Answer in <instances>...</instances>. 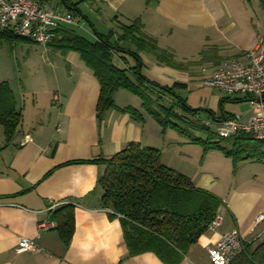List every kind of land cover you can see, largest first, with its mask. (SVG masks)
Returning <instances> with one entry per match:
<instances>
[{
    "label": "crops",
    "instance_id": "crops-1",
    "mask_svg": "<svg viewBox=\"0 0 264 264\" xmlns=\"http://www.w3.org/2000/svg\"><path fill=\"white\" fill-rule=\"evenodd\" d=\"M56 1L63 5L61 0ZM50 2L44 0L49 6ZM67 2H78L84 17L74 15L67 6L63 5L62 10L57 7L71 12L76 21L60 28L71 27L89 40L95 39L92 27L100 33L113 30L114 41L120 24L138 18L145 35L185 63L183 69L171 68L152 54L138 51V61L128 53H123L122 58L113 54L116 67L127 69L139 63L141 73L150 81L168 87L174 83L185 85L176 91L187 104L210 110L216 120L221 112L226 116L239 114L243 122L250 116L252 96H229L202 85L201 80L223 60L243 59L246 52L264 51V0ZM83 4L89 5L90 19L82 11ZM83 19L90 22V31L83 24L79 26ZM15 37L9 31L0 35V53L11 62L19 61L20 54L27 70L26 77L19 80L11 77L9 71L0 70V83L7 84L12 105L21 115L8 139L0 125V264H165L151 252L130 256L120 218L110 216V210L102 204L98 180L105 166L92 161L109 157L129 143L158 148L166 165L188 176L195 187L212 192L223 201L218 209L221 224L208 228L176 264H210L207 248L232 228L246 242L264 240V220L255 224L256 215L264 211V205H260L264 192L243 181L237 185L227 182L221 192L216 191L220 187L216 172L204 169V164L196 161L200 146L173 129L163 131L138 96L120 88L113 94L117 108L106 109L98 116L99 83L77 52L62 50L53 42L42 46ZM118 44L135 51L128 42ZM5 45L11 46L9 53L5 52ZM33 56L36 63L30 67ZM127 75L134 80L129 71ZM244 101L251 103L247 104L249 107L233 105ZM127 106L138 110L142 119L119 110ZM206 153L208 157L223 158L217 150ZM75 160L89 162H72ZM64 206L71 208L73 214V230L67 240L57 227L66 210ZM22 237L32 239L36 249L16 252Z\"/></svg>",
    "mask_w": 264,
    "mask_h": 264
},
{
    "label": "trees",
    "instance_id": "trees-1",
    "mask_svg": "<svg viewBox=\"0 0 264 264\" xmlns=\"http://www.w3.org/2000/svg\"><path fill=\"white\" fill-rule=\"evenodd\" d=\"M38 1L44 3V0ZM62 1L74 15L84 17L77 7L78 2L71 4L67 0ZM142 27L138 18L129 24H120V32L114 41L113 30L100 33L92 28L95 39L89 40L71 27L58 28L49 43L53 42L62 50L77 52L83 63L92 70L99 83L98 116L106 109L117 108L113 94L122 88L141 99L143 108L161 125L163 131L167 128L178 131L192 143L201 146L203 153L217 150L234 159L252 157L264 161V151L260 149L264 142L253 139L250 133L240 132L229 138L218 136L215 124L219 123L216 122L221 116L216 120L210 110L189 106L176 91L185 85L174 83L170 87L161 86L141 73L139 63L127 69H120L112 63L113 54H119L122 58L123 53H128L138 61L137 52L145 51L165 66L185 68V63L176 60L171 52L158 47L153 38L145 35ZM119 41L133 45L135 51L120 47ZM128 71L134 80L127 75ZM12 102L13 96L7 84L0 83V125L7 139L21 120L20 112L15 110ZM119 110L137 120L142 119L139 111L133 107ZM201 113L206 114V119L201 117ZM223 115L226 119L231 118L225 112ZM192 131L200 132L204 138L193 135ZM222 140L227 143H221ZM245 151L248 154L240 156ZM92 162L105 166L98 180L102 189V204L110 210V216L120 218L123 240L130 256L151 252L165 264L178 263L189 247L208 230L223 204L221 198L195 187L188 176L166 165L162 161L161 151L155 147L129 143L117 153ZM64 209L57 227L67 240L73 230V214L68 206H64ZM228 264H264V240L258 243L243 240L242 249Z\"/></svg>",
    "mask_w": 264,
    "mask_h": 264
},
{
    "label": "built area",
    "instance_id": "built-area-1",
    "mask_svg": "<svg viewBox=\"0 0 264 264\" xmlns=\"http://www.w3.org/2000/svg\"><path fill=\"white\" fill-rule=\"evenodd\" d=\"M71 12L60 11L38 0H0V34L6 31L33 43L47 46L55 37L56 30L63 25L75 24ZM202 85L215 88L227 95L247 94L253 97L252 110L245 122L241 117H231L216 125V132L222 138L237 133H250L253 139L264 142V51H249L243 59L223 60L211 73L201 80ZM57 99V95L54 94ZM264 220V211L255 217V224ZM222 222V214L217 213L209 229ZM243 238L236 228L219 236L207 248L210 264H228L242 249ZM36 249L32 239L22 237L16 252Z\"/></svg>",
    "mask_w": 264,
    "mask_h": 264
},
{
    "label": "rangeland",
    "instance_id": "rangeland-1",
    "mask_svg": "<svg viewBox=\"0 0 264 264\" xmlns=\"http://www.w3.org/2000/svg\"><path fill=\"white\" fill-rule=\"evenodd\" d=\"M75 1V0H74ZM50 6L53 8H60V10L64 9L63 5H58L56 0H51L50 2ZM82 11L85 12L87 18H91L90 15V11H89V5L87 4H83L82 6ZM84 25V28L88 31L91 30V24L88 20L83 19L82 21H79V26L80 25ZM93 28V27H92ZM93 30V29H92ZM82 31V30H81ZM1 45V44H0ZM3 48H5L4 50H6L5 52L9 53V49L12 50L10 45H5ZM40 49V48H39ZM0 51H3V49H1ZM40 54V51L38 52ZM5 55L0 53V70H4V71H9L11 73V77H15L17 78V80H19V77H26V64L24 63V61L22 60L21 55L19 54L18 59L19 61H9L7 60L8 58L4 57ZM36 59V57L33 56V58L29 59L30 63L29 66L32 67L36 61L34 60ZM39 59V58H38ZM250 103L248 101H244V102H238V103H233L234 106H240V105H244L243 107L248 106L247 104ZM251 104V103H250ZM249 107V106H248ZM242 108L240 107V110ZM202 117H206V114L201 113ZM241 117L239 114H234L231 117ZM245 122V121H244ZM178 133L181 137L188 139V137H185L184 135L180 134L178 131L173 129V132ZM193 135L196 136H200L202 138H204V135L201 134L198 131H192ZM200 133V134H199ZM189 140V139H188ZM221 143L226 141L222 140L220 141ZM201 151L200 153L197 155L196 154V161L198 163H202L203 168H209L212 169L213 171H215L216 173L214 175H216L218 177V181L220 183V187L219 189H216V191L221 192V188L223 187V185L227 184V182L232 183V184H241V182L243 181V184H246L249 187H256V189L261 190L262 192H264V161H258L256 159H252V157L250 158H236L234 159L232 156H225L223 153L221 155V157H223L222 159L227 160V162H224V160L222 159H217L219 157H213L211 155H207V153H203V149L200 146ZM262 151H264V145L261 146L260 148ZM220 152V151H219ZM251 153V152H250ZM248 152H241V155H247ZM256 154V152H255ZM260 205H264V198L261 199ZM221 207V206H220ZM264 225V224H262ZM264 227V226H262ZM261 228V226H260ZM261 239H264V236H262ZM204 255V254H203ZM205 256V255H204Z\"/></svg>",
    "mask_w": 264,
    "mask_h": 264
},
{
    "label": "water",
    "instance_id": "water-1",
    "mask_svg": "<svg viewBox=\"0 0 264 264\" xmlns=\"http://www.w3.org/2000/svg\"><path fill=\"white\" fill-rule=\"evenodd\" d=\"M62 1V0H61ZM62 3H63V5L65 6V4H64V1H62ZM221 120H225V117L223 116V113L221 112Z\"/></svg>",
    "mask_w": 264,
    "mask_h": 264
}]
</instances>
